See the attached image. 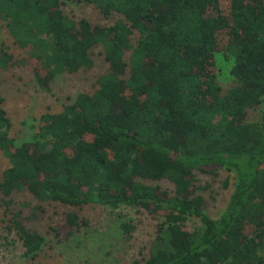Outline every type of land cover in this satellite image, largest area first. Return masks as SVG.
Here are the masks:
<instances>
[{"label": "trees", "instance_id": "trees-1", "mask_svg": "<svg viewBox=\"0 0 264 264\" xmlns=\"http://www.w3.org/2000/svg\"><path fill=\"white\" fill-rule=\"evenodd\" d=\"M72 1L119 17L99 25L68 16L61 0H0V20L29 49L40 84L90 70L97 46L109 64L91 91L42 114L19 145L0 92V150L8 159L1 203L23 256L34 258L45 239L29 216L9 210L12 195L26 190L73 208L65 213L69 229L85 223L78 211L89 205L162 217L138 264H264V124L247 119L264 102V0ZM220 55L230 62L226 85ZM15 63L1 50L0 77ZM222 171L230 194L211 216L212 182ZM189 218L198 222L192 230ZM120 228L131 235L129 222Z\"/></svg>", "mask_w": 264, "mask_h": 264}, {"label": "rangeland", "instance_id": "rangeland-1", "mask_svg": "<svg viewBox=\"0 0 264 264\" xmlns=\"http://www.w3.org/2000/svg\"><path fill=\"white\" fill-rule=\"evenodd\" d=\"M65 13L75 19L84 17L93 24L111 25L119 15L112 13L103 17L93 5L72 0H61ZM6 50L13 55L15 64L2 71L0 92L4 97V108L10 119L9 136L14 144L29 141L36 131L39 118L46 112L55 113L79 92H89L96 85V78L108 70L104 61L102 47L93 49V66L90 70L77 73H64L55 78L48 86L42 85L35 73L33 61L29 58V49L21 48L0 20V51ZM128 55V54H127ZM219 80L223 85L229 83L230 62L221 55L217 56ZM44 81V80H40ZM247 119L264 124V102L249 111ZM8 166V159L0 150V176ZM227 172H220L212 182L215 200L210 203L207 213L219 215L228 200L230 188L223 184ZM201 183L211 181L210 176L198 175ZM172 189V185L163 182ZM13 204L9 210L20 209L24 216H29L27 225L44 236V244L34 258L23 256V247L17 236L5 230V206L0 194V264H138L147 257L150 243L157 226L164 220L155 217L134 206H121L111 209L106 206L89 205L78 211L85 222L80 228L69 229L65 222V213L74 210L60 203L39 202L29 191L16 192L12 195ZM36 209L33 216L31 210ZM129 222L131 235L123 234L121 222ZM198 225L196 218H189L186 228L192 230ZM264 262V245L259 249Z\"/></svg>", "mask_w": 264, "mask_h": 264}]
</instances>
